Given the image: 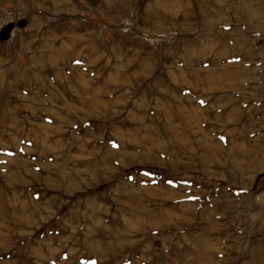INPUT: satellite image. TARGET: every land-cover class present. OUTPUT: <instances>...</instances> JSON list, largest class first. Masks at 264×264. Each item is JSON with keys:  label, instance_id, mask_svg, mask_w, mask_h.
Returning <instances> with one entry per match:
<instances>
[{"label": "rangeland", "instance_id": "obj_1", "mask_svg": "<svg viewBox=\"0 0 264 264\" xmlns=\"http://www.w3.org/2000/svg\"><path fill=\"white\" fill-rule=\"evenodd\" d=\"M0 264H264V0H0Z\"/></svg>", "mask_w": 264, "mask_h": 264}]
</instances>
